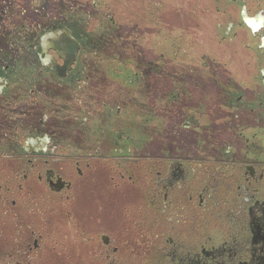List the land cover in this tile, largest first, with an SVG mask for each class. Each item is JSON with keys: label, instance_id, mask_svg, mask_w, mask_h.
Returning a JSON list of instances; mask_svg holds the SVG:
<instances>
[{"label": "flooded vegetation", "instance_id": "flooded-vegetation-1", "mask_svg": "<svg viewBox=\"0 0 264 264\" xmlns=\"http://www.w3.org/2000/svg\"><path fill=\"white\" fill-rule=\"evenodd\" d=\"M117 3L0 0V264H264V0Z\"/></svg>", "mask_w": 264, "mask_h": 264}, {"label": "rangeland", "instance_id": "rangeland-1", "mask_svg": "<svg viewBox=\"0 0 264 264\" xmlns=\"http://www.w3.org/2000/svg\"><path fill=\"white\" fill-rule=\"evenodd\" d=\"M120 2H121L120 4L117 3L116 5H117V6H121V9H122V6H123V3H122V2H123V0H120ZM86 198H87V197H86V195H85L84 200H85ZM89 205H90V204H89ZM84 206H85V204H84ZM90 206L92 207V205H90Z\"/></svg>", "mask_w": 264, "mask_h": 264}]
</instances>
